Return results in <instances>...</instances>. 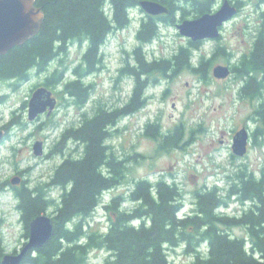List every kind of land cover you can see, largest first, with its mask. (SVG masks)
Returning a JSON list of instances; mask_svg holds the SVG:
<instances>
[{
  "label": "trees",
  "instance_id": "16d2710c",
  "mask_svg": "<svg viewBox=\"0 0 264 264\" xmlns=\"http://www.w3.org/2000/svg\"><path fill=\"white\" fill-rule=\"evenodd\" d=\"M142 0H34L42 9L44 20L39 32L22 46L0 56V86L8 82H24L32 72L42 73L56 57L65 52L70 43L85 45L81 65L73 70V80H62L55 71L44 79L43 85L63 84L62 90L73 104H86L91 85L83 77L93 73L100 64L101 48L110 34L126 29L130 13L139 9ZM170 11L157 17L145 16L136 35L139 46L134 50L138 67L132 95L123 107L112 111L97 108L91 117L83 118L75 127L62 134V142L73 139L82 151L78 158H66L56 168L51 184L61 187L58 199H50L44 188L48 184L15 189L16 210L26 230L29 222L54 207V236L42 248L28 255L22 264H87L92 250H105L108 255L102 264H174L169 261V248L184 247L193 260L190 264H264V174L259 179L239 172L231 181L226 195L217 187L203 188L194 193V207L189 214L178 217L184 195L175 185L163 179L155 183L138 180L129 194L132 210L118 207L120 197L104 205L105 230L84 232L105 193L115 189L125 177L126 166L107 141L113 128L145 105L146 81L141 75L154 72L177 73L190 70L203 74L210 63L200 56L198 65L192 63V52L201 45L188 41L175 54L161 62L147 61L141 53L143 45L158 38L160 24L170 25L176 12L182 15L191 8L198 17L211 12L218 0H150ZM140 12L143 13L141 9ZM215 53H223L217 48ZM264 61V48L253 47L251 55L239 65L238 77L249 82L240 87L239 96L251 100L262 98L257 83L256 68ZM250 73L252 75L250 76ZM3 97L0 92V104ZM258 105L251 119L255 123L253 139L264 147V116ZM157 124L146 125L145 134L161 140V147L174 146L181 133L177 126L173 134H161ZM231 198L241 205L248 204L239 215H227L219 209L227 208ZM245 229V236L237 237L229 231ZM1 257V255H0Z\"/></svg>",
  "mask_w": 264,
  "mask_h": 264
},
{
  "label": "rangeland",
  "instance_id": "374dc122",
  "mask_svg": "<svg viewBox=\"0 0 264 264\" xmlns=\"http://www.w3.org/2000/svg\"><path fill=\"white\" fill-rule=\"evenodd\" d=\"M223 1L218 0L211 12ZM239 1L241 10L220 28V37L199 42V48L192 52L193 65H198L202 55L205 61L210 60L203 74L186 69L140 76L146 81L144 107L123 118L107 141L124 161L125 177L118 187L104 194L84 232L105 230L104 205L112 198L120 197L118 207L132 210L134 203L129 200V194L138 180L155 183L163 179L175 185L184 195L181 214L191 213L194 193L203 188L215 186L226 195L239 172L257 179L264 174V147L258 145L259 140L255 141L252 135L256 125L251 117L259 100L240 97L238 92L242 86L238 79L213 76L215 67L233 65L247 53L258 32L257 0ZM139 9L132 12L126 29L110 34L101 48L100 64L93 73L83 77L91 90L82 107L73 104V99L63 92L62 83L54 87L43 85L44 79L55 71L61 72L62 80L74 79L73 70L81 65L85 50V45L78 42L70 43L42 73L32 72L24 82L0 86L3 97L0 130H7V136L0 142V262L4 255L17 254L28 241V230L16 210L15 189L48 184L44 193L50 199H58L62 188L51 184L53 174L64 159L78 158L82 151L81 145L73 139L58 145L62 134L77 126L81 119L91 117L97 108L112 111L129 101L135 83L131 70L138 67L134 50L140 44L136 35L141 19L147 16ZM196 17L187 6L184 15L176 12L172 16L170 25L160 24L158 38L141 49L144 59L161 62L171 58L180 46H187L189 40L179 34L176 25ZM217 48L224 52L215 53ZM38 87L52 92L56 107L49 117L43 114L30 121L28 101ZM148 123L157 124L161 134H173L175 127H181L176 144L163 149L159 138L145 134ZM242 128L248 133V145L245 155L237 157L232 154V138ZM35 142H42V156L33 154ZM13 178H19L20 183L12 185ZM232 201L235 200L231 198ZM247 206L233 202L221 211L230 216L239 215ZM54 211L52 206L44 213L54 217ZM229 232L237 237L245 236L242 227H234ZM167 253L174 264H190L193 260L184 253L183 246L169 248ZM107 255L105 250H92L87 264H102Z\"/></svg>",
  "mask_w": 264,
  "mask_h": 264
},
{
  "label": "water",
  "instance_id": "95a60500",
  "mask_svg": "<svg viewBox=\"0 0 264 264\" xmlns=\"http://www.w3.org/2000/svg\"><path fill=\"white\" fill-rule=\"evenodd\" d=\"M140 9L147 15L157 17L170 13L164 5L142 0ZM237 14L236 7L228 0L215 11L202 14L192 20H184L176 25L179 34L193 43L204 40H215L220 37V28ZM44 14L41 8L35 6L34 0H0V56L10 50L22 46L34 37L40 30ZM227 66H217L213 69L216 79H226L229 76ZM56 107V99L45 87L33 91L28 101V119L35 120L45 114L49 117ZM5 138V132L0 130V142ZM248 145V133L242 128L232 138V154L243 157ZM42 142H35L32 150L35 156H42ZM20 183L19 178L11 180L12 185ZM54 219L46 213L33 218L28 224V241L23 248L12 255H4L0 264H22L23 260L35 250L42 248L54 236Z\"/></svg>",
  "mask_w": 264,
  "mask_h": 264
},
{
  "label": "flooded vegetation",
  "instance_id": "af4514ba",
  "mask_svg": "<svg viewBox=\"0 0 264 264\" xmlns=\"http://www.w3.org/2000/svg\"><path fill=\"white\" fill-rule=\"evenodd\" d=\"M230 2V4L234 7H236L237 12H239L241 10L242 7V2L239 0H228ZM257 7L260 9V26L258 28V32L255 34V38L251 44V47L249 49V51L247 53H244L239 60H237L236 63H234L233 65L229 64L227 65L228 69H229V76L228 78H232L234 77L235 79H238L237 81H239V83L241 84V86H245L248 82H249V78L247 77H238V73H239V65L241 64V62L243 60H246V58H248L253 50V47H257L260 46L262 48H264V0H257ZM215 12V11H213ZM233 19V18H232ZM256 76H257V83L261 86L263 94H262V99L261 102L259 103V105L261 104L262 106V116L261 118L263 119L264 116V61H260V67L256 68ZM252 75V73H250V76ZM3 131L5 132V137L7 136V130L6 128H3Z\"/></svg>",
  "mask_w": 264,
  "mask_h": 264
}]
</instances>
